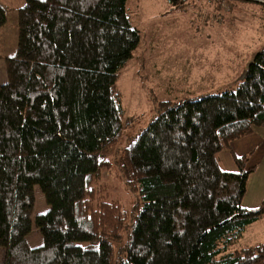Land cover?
<instances>
[{"label":"trees","instance_id":"1","mask_svg":"<svg viewBox=\"0 0 264 264\" xmlns=\"http://www.w3.org/2000/svg\"><path fill=\"white\" fill-rule=\"evenodd\" d=\"M125 1L23 0L18 9L0 86L1 264H263L264 243L234 248L264 213L241 206L248 156L225 172L215 154L264 126V47L234 90L160 102L128 137L115 168L138 193L128 220L101 193L102 153L125 127L116 79L139 42ZM6 20L0 5V28ZM35 185L48 210L31 219ZM32 223L37 247L27 242Z\"/></svg>","mask_w":264,"mask_h":264},{"label":"rangeland","instance_id":"2","mask_svg":"<svg viewBox=\"0 0 264 264\" xmlns=\"http://www.w3.org/2000/svg\"><path fill=\"white\" fill-rule=\"evenodd\" d=\"M7 20L0 28V86L7 81L6 58L17 49V17L23 0H0ZM130 23L139 32V42L126 66L119 71L116 87L120 93L124 130L102 155L110 162L98 183L102 194L119 202L129 219L130 208L138 200L136 189L125 187L115 170L119 151L128 137L146 127L157 113L160 102H177L203 94L234 90L253 55L264 47V7L245 0H185L178 7L166 0H126ZM238 140V139H237ZM247 155L251 167L241 206L257 209L264 205V126L253 135L240 138L232 147L223 146L215 154L218 167L237 171L234 158ZM31 219L48 210L43 194L33 186ZM124 231L113 249L124 241ZM30 247L42 243L39 231L31 225ZM264 243V213L247 225L234 248ZM0 247V264L3 262ZM264 264V263H263Z\"/></svg>","mask_w":264,"mask_h":264},{"label":"crops","instance_id":"3","mask_svg":"<svg viewBox=\"0 0 264 264\" xmlns=\"http://www.w3.org/2000/svg\"><path fill=\"white\" fill-rule=\"evenodd\" d=\"M250 135H253V133L250 134ZM250 135H248V136H250ZM242 139H243V138H242ZM238 140H239V139H238ZM238 140H233V141L230 143V146L232 147V145H233L234 143L236 144Z\"/></svg>","mask_w":264,"mask_h":264}]
</instances>
